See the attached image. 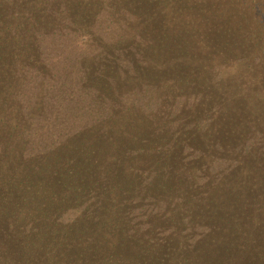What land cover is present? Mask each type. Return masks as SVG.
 I'll return each instance as SVG.
<instances>
[{"label":"trees","instance_id":"1","mask_svg":"<svg viewBox=\"0 0 264 264\" xmlns=\"http://www.w3.org/2000/svg\"><path fill=\"white\" fill-rule=\"evenodd\" d=\"M0 264H264V0H0Z\"/></svg>","mask_w":264,"mask_h":264},{"label":"rangeland","instance_id":"2","mask_svg":"<svg viewBox=\"0 0 264 264\" xmlns=\"http://www.w3.org/2000/svg\"><path fill=\"white\" fill-rule=\"evenodd\" d=\"M187 10L188 9L185 8L176 12L174 17L169 21V25L172 26L173 29L169 28L164 33L163 41L161 43L162 46L154 53L156 59H161L164 55L168 53L170 54L174 50L179 40L173 47L169 45L172 37L176 36V33L174 32L175 30L180 29V33H184L189 28L190 23L194 19V14ZM171 16H173V14ZM160 68L161 65H155V60H153L152 64L146 67L145 74H143L137 81H132L131 85L124 91V94H121L119 106L124 115L137 109L141 92Z\"/></svg>","mask_w":264,"mask_h":264}]
</instances>
